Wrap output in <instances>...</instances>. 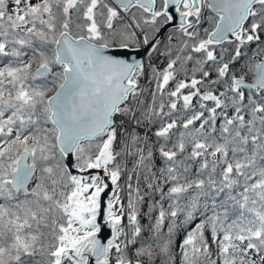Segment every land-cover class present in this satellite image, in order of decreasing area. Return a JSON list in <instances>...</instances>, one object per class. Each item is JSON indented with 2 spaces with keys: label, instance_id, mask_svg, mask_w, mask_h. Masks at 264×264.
<instances>
[{
  "label": "snow or ice",
  "instance_id": "snow-or-ice-1",
  "mask_svg": "<svg viewBox=\"0 0 264 264\" xmlns=\"http://www.w3.org/2000/svg\"><path fill=\"white\" fill-rule=\"evenodd\" d=\"M0 264H264V0H0Z\"/></svg>",
  "mask_w": 264,
  "mask_h": 264
},
{
  "label": "water",
  "instance_id": "water-1",
  "mask_svg": "<svg viewBox=\"0 0 264 264\" xmlns=\"http://www.w3.org/2000/svg\"><path fill=\"white\" fill-rule=\"evenodd\" d=\"M122 55L132 56L134 54H132V53H122Z\"/></svg>",
  "mask_w": 264,
  "mask_h": 264
}]
</instances>
